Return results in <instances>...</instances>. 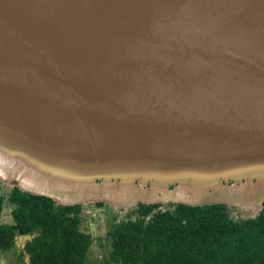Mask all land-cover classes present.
Segmentation results:
<instances>
[{
    "label": "water",
    "instance_id": "water-1",
    "mask_svg": "<svg viewBox=\"0 0 264 264\" xmlns=\"http://www.w3.org/2000/svg\"><path fill=\"white\" fill-rule=\"evenodd\" d=\"M0 178L68 206L261 210L264 0H0Z\"/></svg>",
    "mask_w": 264,
    "mask_h": 264
},
{
    "label": "trees",
    "instance_id": "trees-1",
    "mask_svg": "<svg viewBox=\"0 0 264 264\" xmlns=\"http://www.w3.org/2000/svg\"><path fill=\"white\" fill-rule=\"evenodd\" d=\"M111 215L108 256L100 264H264V203L254 217H240L224 204L137 205ZM9 209L11 221L1 222ZM83 205H61L12 188L0 195V251L17 236L39 235L20 251L23 264H89L92 235L81 230ZM28 257V261L24 259Z\"/></svg>",
    "mask_w": 264,
    "mask_h": 264
},
{
    "label": "rangeland",
    "instance_id": "rangeland-1",
    "mask_svg": "<svg viewBox=\"0 0 264 264\" xmlns=\"http://www.w3.org/2000/svg\"><path fill=\"white\" fill-rule=\"evenodd\" d=\"M12 187L13 186L7 181L0 178V195L6 196L11 191ZM56 203L60 204L59 202ZM95 203L98 202L89 201L85 204H81L83 205V221L81 230L90 233L93 238V244L88 254L89 264H100L102 260L108 256L109 241L106 238V234L112 226L111 215H109V213L100 211L99 209H95ZM165 203L161 202L157 204L165 205ZM106 205L112 211H120V214H123L126 212V210L130 209L118 207L112 204ZM227 206L233 210L232 214L234 215V218H236L237 215L240 217H254L260 210L259 207L256 208L252 206L249 208H245L243 206H234L232 204H228ZM9 211V209L4 210L1 222L9 223L11 221ZM20 251H22V249L19 243H16L15 246L6 253H2L0 251V264H23L19 256ZM24 259L26 260L25 256Z\"/></svg>",
    "mask_w": 264,
    "mask_h": 264
},
{
    "label": "bare ground",
    "instance_id": "bare-ground-1",
    "mask_svg": "<svg viewBox=\"0 0 264 264\" xmlns=\"http://www.w3.org/2000/svg\"><path fill=\"white\" fill-rule=\"evenodd\" d=\"M163 198H164V200H168V199H175V200L177 199L178 200V199H183V196L182 195H173V196L172 195H166ZM151 199H152V197H151ZM188 201H196V200H188ZM159 203H161V202H159Z\"/></svg>",
    "mask_w": 264,
    "mask_h": 264
},
{
    "label": "flooded vegetation",
    "instance_id": "flooded-vegetation-1",
    "mask_svg": "<svg viewBox=\"0 0 264 264\" xmlns=\"http://www.w3.org/2000/svg\"><path fill=\"white\" fill-rule=\"evenodd\" d=\"M172 188V187H171ZM167 203V204H166ZM165 203V205H159V204H157V203H154V204H157V205H159L160 207H163V206H167V205H169V204H174V203H172V202H166Z\"/></svg>",
    "mask_w": 264,
    "mask_h": 264
},
{
    "label": "built area",
    "instance_id": "built-area-1",
    "mask_svg": "<svg viewBox=\"0 0 264 264\" xmlns=\"http://www.w3.org/2000/svg\"><path fill=\"white\" fill-rule=\"evenodd\" d=\"M94 208H95V206H94ZM95 209H97V208H95ZM99 210H100V211H103V212L105 211L103 208H102V209H99Z\"/></svg>",
    "mask_w": 264,
    "mask_h": 264
}]
</instances>
